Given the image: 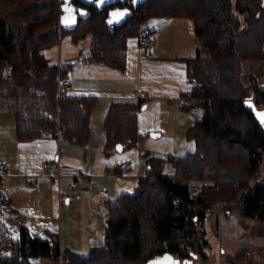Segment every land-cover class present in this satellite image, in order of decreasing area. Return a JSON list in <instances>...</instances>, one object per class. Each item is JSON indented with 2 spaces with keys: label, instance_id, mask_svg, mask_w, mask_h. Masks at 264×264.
Returning a JSON list of instances; mask_svg holds the SVG:
<instances>
[{
  "label": "trees",
  "instance_id": "1",
  "mask_svg": "<svg viewBox=\"0 0 264 264\" xmlns=\"http://www.w3.org/2000/svg\"><path fill=\"white\" fill-rule=\"evenodd\" d=\"M19 1L16 12L0 19V121L4 114L15 118L19 141L52 134L87 148L97 98L66 94L63 81L72 64L83 60L125 71L129 44L152 32V19L190 21L199 47L196 56L184 58L193 86L183 97L187 109H202L203 115L187 131L194 151L165 158L146 150L148 175L134 193L105 201L103 245L83 256L64 248L60 233L34 236L21 225L12 252H0V264H31L41 257L54 264H163V257H171L176 264L177 257L207 256L200 223L217 210L238 214L243 227L256 222L264 233V182L254 184L264 160V123L256 112L264 104V82L258 75L243 81L244 62L264 61V0ZM113 12L126 14L114 18ZM65 37L74 44L89 39V51L74 63L54 64L47 52ZM146 104L143 99L111 103L105 153L138 145L139 113ZM168 163L174 175L165 174ZM192 181L202 182L196 192Z\"/></svg>",
  "mask_w": 264,
  "mask_h": 264
},
{
  "label": "crops",
  "instance_id": "2",
  "mask_svg": "<svg viewBox=\"0 0 264 264\" xmlns=\"http://www.w3.org/2000/svg\"><path fill=\"white\" fill-rule=\"evenodd\" d=\"M149 27L156 40L154 53L149 55L138 40H132L125 71L90 64L84 60L72 64L65 78L70 81L71 86L68 90L62 86V92L97 98L88 148L71 141L64 142L52 134L32 141H19L17 133H10L8 124L1 119L0 191H5L7 196L3 219H0L2 222L6 217L22 219L26 221L23 225L32 231L33 224L35 225L32 220H37L39 229L44 233L47 230L56 232L50 224L51 219L59 214L60 207L66 208L65 198L67 203H72L73 194L74 197L79 196L80 200L83 193L88 195L91 205L89 249L91 251L105 243L106 210L101 206H105L106 200L115 199L120 193H129V190L138 185L133 181V170L136 168H132L131 164L137 159L136 149L120 150L111 155L104 151L107 142L104 122L109 107L115 100H145V109L139 113V129L142 134L147 135L149 150L171 155L179 152L178 137L187 135L193 121L203 115L202 112L193 115V109L186 108L188 101L183 97L193 86L184 58L196 56L199 41L186 18L159 19ZM65 39L68 41L62 46L60 43L59 50L58 45L47 52L54 64L74 63L72 61L79 60V57L89 51V39L78 44H74L69 37ZM180 101H183V105L179 104ZM170 116L174 117V121L168 120ZM98 122L104 132V135L99 136V148L92 145ZM13 149L18 153L19 162H12ZM173 155L171 157H176ZM123 163L130 165L122 173L115 172L116 167ZM16 164L20 166L17 167ZM46 164L49 166L45 167ZM44 168L48 172L46 175ZM74 182L77 183V189L72 191L69 185ZM98 191L104 202L96 210L93 206L96 204L94 201ZM79 200L76 199L75 202ZM67 208L73 210L71 206ZM218 218L219 221L222 219ZM69 220L73 221L70 215L67 221ZM59 233L61 239L64 238V223L61 224ZM69 233L72 234V227ZM74 242L79 243L80 239ZM63 247L82 255L78 246L67 244ZM42 262L49 264L50 258L44 257Z\"/></svg>",
  "mask_w": 264,
  "mask_h": 264
},
{
  "label": "rangeland",
  "instance_id": "3",
  "mask_svg": "<svg viewBox=\"0 0 264 264\" xmlns=\"http://www.w3.org/2000/svg\"><path fill=\"white\" fill-rule=\"evenodd\" d=\"M21 7V3L19 0H1L0 2V19H6L16 12ZM154 21H159V19H152L148 23L151 25ZM59 26L56 27L58 29ZM66 38V37H65ZM68 40L65 39L61 42L65 44ZM58 46V50L61 46ZM76 62V61H73ZM9 71V70H8ZM253 75H258L261 78V81L264 82V61H254L248 60L243 64V81L248 84ZM193 109V115L195 113H200L203 111L199 108H191ZM190 109V110H191ZM257 113L264 112V104L259 105L256 108ZM191 113V115H192ZM199 118V117H196ZM2 121H5L8 124L10 133L15 135L17 122L15 118L11 115L4 114L1 116ZM172 119L174 121V117L170 116L169 121ZM102 120V119H101ZM100 120V121H101ZM196 120V119H195ZM193 121V123L195 122ZM99 121V122H100ZM98 122L97 131H94L95 138L93 139V144L99 148V136L104 135L103 127ZM152 135V133H150ZM181 134V133H180ZM178 135V134H177ZM146 136L143 134V138L139 141L138 145L133 148L137 151V159L135 163H131L133 165L132 168H136L133 170V181L139 183V177H145L148 175V161L150 156L145 154L146 150H149V147L146 143ZM179 136V135H178ZM64 142H68V140H63ZM178 151L176 156H183L188 152H192L195 150L196 145L194 140L188 139L186 134H182V137H178ZM88 148V147H87ZM128 150V149H127ZM12 153V162H19L18 153L13 149ZM181 154V155H179ZM158 155L165 158H170L171 153L160 152V151H152L151 156ZM173 155V156H174ZM132 161V160H131ZM52 165L51 162H49ZM17 167L20 165L16 164ZM48 172L44 168V174L46 175ZM176 173L174 166L172 163H168L165 169L166 175H174ZM259 180H254V184L256 182H264V160L261 166V174ZM191 184L194 187V192H196L197 185H202V182L192 181ZM136 188V187H135ZM77 189V186H76ZM135 189H131L128 192L134 193ZM121 195V193H120ZM78 196V195H77ZM73 201L72 203H67V198H65V206L66 208H61L59 214L54 215V218L51 219V226L53 230L59 233L61 224L64 223L65 235L62 238V243L67 246L70 244L71 246H78L79 251L83 256H88L90 254V243H89V233H90V223H89V215H90V204L88 201V195L81 194V198L79 200V196L74 197L72 195ZM100 201H97V199ZM79 200L78 202H75ZM96 200L94 201L93 206L94 209L99 210L100 206L103 205L104 202L103 197H101V192L98 191L96 194ZM5 202L1 204L0 210V219H3L2 216L3 210H5ZM105 203V202H104ZM71 206L73 210L67 208ZM103 210H106L105 206H101ZM2 211V212H1ZM53 209L50 211L52 213ZM221 213H225V211H216L209 216L205 225L200 223L201 227H205L206 230V238L209 242V246L204 248V252L207 256H203L201 253L194 254L193 257L182 259L176 258V264H264V233H260V228L262 225L257 224L256 222H250L249 225L245 227L239 224V216L236 213H232L231 215H221ZM72 217V220L67 221L68 216ZM75 217V218H74ZM218 217H222L219 221ZM35 222L33 224V229L31 231L32 235L36 236H46V234L39 229V221L32 220ZM26 223L25 220L19 219L17 220L15 217H6L3 222L0 220V252L2 254H9L12 252L11 249V240H18L20 238V227ZM51 227V228H52ZM72 227V234L69 233ZM70 239V240H69ZM79 243L74 242L75 240H79ZM41 258H33L31 264H44ZM49 264H54L50 260Z\"/></svg>",
  "mask_w": 264,
  "mask_h": 264
},
{
  "label": "built area",
  "instance_id": "4",
  "mask_svg": "<svg viewBox=\"0 0 264 264\" xmlns=\"http://www.w3.org/2000/svg\"><path fill=\"white\" fill-rule=\"evenodd\" d=\"M155 37L153 35V33L151 32H146L145 34H143L142 38H141V45L142 47L146 48V51L149 55H152L154 53V50H155ZM71 86V83L69 80H64L63 81V87L65 89H69ZM180 105H183V101H180L179 102ZM49 165L46 164L45 167H48ZM114 172V170L112 171ZM76 186H77V183H72L69 185V188L72 190V191H75L76 190ZM7 196H6V193L5 191H0V203L4 202L6 200ZM232 213L230 211H226L224 213V215H231Z\"/></svg>",
  "mask_w": 264,
  "mask_h": 264
},
{
  "label": "water",
  "instance_id": "5",
  "mask_svg": "<svg viewBox=\"0 0 264 264\" xmlns=\"http://www.w3.org/2000/svg\"><path fill=\"white\" fill-rule=\"evenodd\" d=\"M82 1L86 2V3H92V2L98 1L99 4H101V5H116L122 0H104V3H100V0H82ZM144 109H145V107H144ZM120 150H123V148H120ZM166 258H168V259H166ZM172 262H173V260L171 259V257H163V260H162L163 264H172Z\"/></svg>",
  "mask_w": 264,
  "mask_h": 264
},
{
  "label": "snow or ice",
  "instance_id": "6",
  "mask_svg": "<svg viewBox=\"0 0 264 264\" xmlns=\"http://www.w3.org/2000/svg\"><path fill=\"white\" fill-rule=\"evenodd\" d=\"M100 3H104V0H100ZM66 11H71V9H65ZM126 13L124 12H113L111 15L114 18H120L123 17ZM112 21H109L111 23ZM257 115L261 118V122L264 123V113H257Z\"/></svg>",
  "mask_w": 264,
  "mask_h": 264
}]
</instances>
